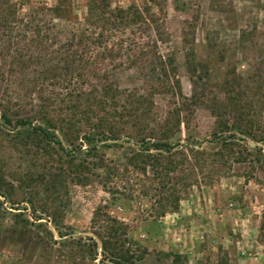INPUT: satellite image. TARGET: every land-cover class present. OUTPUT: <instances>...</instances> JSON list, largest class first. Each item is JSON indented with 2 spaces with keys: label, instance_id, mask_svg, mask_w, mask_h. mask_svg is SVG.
<instances>
[{
  "label": "rangeland",
  "instance_id": "obj_1",
  "mask_svg": "<svg viewBox=\"0 0 264 264\" xmlns=\"http://www.w3.org/2000/svg\"><path fill=\"white\" fill-rule=\"evenodd\" d=\"M106 1L110 8L130 5L141 12L145 23L134 37L154 43L163 57H173L182 94L199 96L207 87L204 99L192 107L188 127L181 125L170 139L198 150L187 153L169 175L167 189L181 199L171 209L168 191L151 187L145 175L126 165L127 157L141 147L125 131L117 139L94 141L107 165L92 168L83 183L64 182L50 195L58 196L50 203L43 186H33L29 177L56 156L15 120L29 112L33 81L58 74L61 64L56 53L41 46L34 51L37 57L28 60L24 54L22 63L17 62L16 42L32 37V27H0V114L6 109L10 120L4 123L0 117V264H115L110 257L114 242L137 264H264V0ZM54 3L31 0L20 12H31L40 25L55 24L53 32L62 34L75 25L48 9ZM70 9V20H81L85 0H70ZM121 29L116 37L130 32ZM133 68L120 75L121 86L136 80ZM224 80L232 82L228 92L242 104L226 116L228 124L233 116L237 128L257 134L252 140L229 127L241 139L230 149L220 143L228 132L217 140L211 136L216 106L226 100ZM154 99L163 111L165 99ZM50 132L66 149L71 147L58 129ZM148 147L149 153L159 152ZM146 174L151 175L149 166ZM47 204L58 210L59 227L42 211ZM111 226L115 229L109 236ZM102 240L109 241L107 250Z\"/></svg>",
  "mask_w": 264,
  "mask_h": 264
},
{
  "label": "trees",
  "instance_id": "obj_2",
  "mask_svg": "<svg viewBox=\"0 0 264 264\" xmlns=\"http://www.w3.org/2000/svg\"><path fill=\"white\" fill-rule=\"evenodd\" d=\"M23 3L29 4L31 0L0 1V27L6 28L12 23L16 24V28L32 27L33 36L22 44L16 42L13 57L21 63L25 55L31 60L37 57L34 52L38 49L37 46H41L43 50L50 48L56 53L57 61L61 64L58 74H43L39 80L37 78L33 81V92L27 96L29 112L15 120V124L29 127L31 138L39 140L44 150L49 154L53 151L56 156L53 162L43 163L38 174L29 177V182L32 181L33 186L42 185L47 192L46 199L53 203L58 196L52 198L50 195H54V191L64 182L71 180L83 183L88 179L92 168L107 165L103 153L97 151L94 141L117 139L122 132L130 131L133 135L131 138L141 148L132 151L127 157L126 165L145 175L150 180L151 187L168 191L169 199L166 203L175 210L181 194L171 187V190L167 189L169 175L186 161L187 153H197L198 150L182 145L179 139L174 142L170 139L179 132L181 125L188 127L192 107L201 98L204 99L207 87L203 86L199 96L192 94L187 97L182 94L173 57H163L154 48V43L151 42V46L150 41L134 37L135 31H139L141 23L144 24L145 21L141 12L133 6L110 8L106 0H85L82 19L78 20L74 16V20H70V0H55L48 9L56 17L72 21L75 25L62 29L64 33L60 34L53 32L55 24L40 25L31 12L21 13ZM125 27H128L129 34L116 37L115 32ZM132 67L136 80L131 86H121L120 75ZM3 73L0 70V83L3 81ZM231 84L232 82L224 80L222 86L227 91L226 100L216 106L219 110H212L217 120L211 136L217 140L224 132H228L226 138L220 139V143L227 149L238 145L237 141L241 140L235 137L233 131L228 130L229 127L249 135L252 140L257 139V134L250 128H237V121L233 116V121L230 124L227 122L226 116L236 112L242 105L237 96L229 94ZM156 95L165 99L163 111H160L161 108L154 99ZM246 106L242 109L245 110ZM5 110H2L0 117L2 122L9 123ZM243 112L240 111V114L246 115ZM222 113L225 116H221ZM34 119L42 120V124L32 123ZM53 129L63 133L65 142L71 146L69 149L59 139L51 136L50 131ZM148 144L159 152H147ZM181 147L184 148L183 151ZM74 151H80L81 155L75 157ZM240 160L241 158H236V161ZM147 166L150 167V176L146 174ZM42 211L48 212L54 225L59 227L58 210L55 207L47 204ZM164 211L161 209L159 212L162 214ZM114 229L111 226L109 236L114 234ZM107 245L109 246V241L102 240L103 250L108 249ZM121 246L119 242H114L110 250L114 263L137 264Z\"/></svg>",
  "mask_w": 264,
  "mask_h": 264
}]
</instances>
